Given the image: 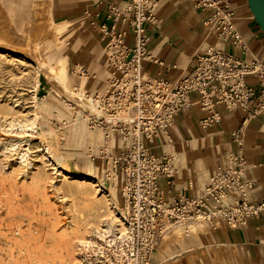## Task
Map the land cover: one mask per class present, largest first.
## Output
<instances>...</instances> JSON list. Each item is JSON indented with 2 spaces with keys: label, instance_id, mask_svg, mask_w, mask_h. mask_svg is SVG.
I'll list each match as a JSON object with an SVG mask.
<instances>
[{
  "label": "built area",
  "instance_id": "obj_1",
  "mask_svg": "<svg viewBox=\"0 0 264 264\" xmlns=\"http://www.w3.org/2000/svg\"><path fill=\"white\" fill-rule=\"evenodd\" d=\"M189 1L207 13L204 24L209 32L248 51L228 0ZM160 2L131 0L123 9L110 5V26L101 28L107 76L103 89L91 97L96 111L85 112L90 126L107 140L120 138L119 151L102 148L99 157L125 178L124 204L116 207L124 229L116 230L111 243L101 239L96 240V246L82 242L78 247L80 264H151L152 252L173 226L206 221L238 227L251 217L264 215V199L254 201L249 195L253 184L243 179L246 158L238 152L229 154L228 166L219 168L197 196L165 199L161 181L175 176V158L173 154L155 155L152 144L160 137L171 141L169 130L177 116L195 103L208 113L200 120L203 127L219 120L218 104L231 111L242 108L247 121L263 113L264 59H244L210 48L195 58L193 69L185 76L168 80L146 74L144 62L152 55L145 30L157 20ZM128 32L134 35L133 46L126 43ZM77 117L74 115L75 120ZM234 135L242 145L240 132ZM97 157L90 154L92 160Z\"/></svg>",
  "mask_w": 264,
  "mask_h": 264
},
{
  "label": "rangeland",
  "instance_id": "obj_2",
  "mask_svg": "<svg viewBox=\"0 0 264 264\" xmlns=\"http://www.w3.org/2000/svg\"><path fill=\"white\" fill-rule=\"evenodd\" d=\"M84 5L83 0H0V26L18 33L24 41L29 39V34H36L46 42L43 56L50 62L67 57L73 84L78 85L81 77H86V94L91 98L105 84L106 54L100 39L83 40L84 33L77 20L80 14L74 13ZM66 21H70V26L62 34H72L65 36L66 40H54L58 36L55 23L61 25ZM0 61V264H80L78 247L82 240L95 237L94 229L112 214L107 198L83 177L97 176V165L102 167L109 185L113 176H121V188H114L120 198L114 201L120 206L124 204L123 173L114 170L104 158L93 161L90 154H99L102 148L118 147L120 140H107L100 130L92 128L86 109L76 100L59 94L46 70L39 71L28 53L0 49ZM36 115L38 129L32 134L23 132L19 126L32 122ZM80 125L91 131L90 140L81 142L77 138L75 127ZM44 146L50 147L53 156H64L66 175L55 172ZM24 151L28 152V164L21 163L19 158V153ZM195 222L199 229L192 231L188 227ZM182 225L184 237L166 241L164 236L152 252L156 264H182L179 258L186 253L181 256L174 253L186 246L187 235L214 230L206 221H191L172 228ZM200 243L194 241L191 250L205 255L200 264H212V255L218 256L223 251L217 246L210 248L209 242L204 246Z\"/></svg>",
  "mask_w": 264,
  "mask_h": 264
},
{
  "label": "crops",
  "instance_id": "obj_3",
  "mask_svg": "<svg viewBox=\"0 0 264 264\" xmlns=\"http://www.w3.org/2000/svg\"><path fill=\"white\" fill-rule=\"evenodd\" d=\"M83 1L85 5L74 13L80 14L77 20L84 33L83 40L100 39L103 45L101 28L110 26L109 6L123 9L131 0ZM228 2L234 12L235 26L247 44V52L236 48L231 42L220 41L209 32L204 24L207 13L194 8L189 0H161L156 9L157 20L146 25L145 36L152 58L144 62V72L153 77L175 80L187 75L194 67L195 58L210 48L221 49L244 59H264V32L253 16L248 0ZM65 23L70 24V21ZM126 43L133 46L132 32H128ZM192 97L196 100L195 95ZM215 110L219 113V120L203 127L200 120L208 113L195 103L191 110L177 116L175 125L169 130L171 141L160 137L152 144L151 151L155 155L173 154L175 158V176L161 181L166 200L197 196L219 168L228 166L229 154L234 152L243 153L246 158L243 179L253 184L249 192L251 199H264V112L247 121V112L242 108L231 111L218 104ZM236 132H240L242 145L235 140ZM113 137L120 140L118 136ZM119 146L112 147L110 151H119ZM95 155L100 159L99 154ZM230 199L233 200V197ZM213 227L212 232L187 235L186 246L174 253L179 256L186 253L179 258L182 264H200L205 259L204 254L191 252L194 241L197 244L202 242V246L209 242L210 248L217 246L223 250L218 252V256L212 255V264H264V215L251 217L244 226L218 224ZM201 249L198 247L199 251ZM153 262L156 264L157 259L152 260L151 256V264Z\"/></svg>",
  "mask_w": 264,
  "mask_h": 264
},
{
  "label": "bare ground",
  "instance_id": "obj_4",
  "mask_svg": "<svg viewBox=\"0 0 264 264\" xmlns=\"http://www.w3.org/2000/svg\"><path fill=\"white\" fill-rule=\"evenodd\" d=\"M40 3H38L39 5ZM37 5V4H35ZM44 5V4H43ZM36 7V6H35ZM34 7V8H35ZM38 7V6H37ZM39 8V7H38ZM37 8V9H38ZM43 8V7H42ZM36 9V8H35ZM35 11V10H33ZM37 11V10H36ZM35 11V12H36ZM48 11V10H46ZM35 14V13H34ZM49 14V13H48ZM50 16H47V19ZM46 20V18H45ZM49 20V19H48ZM52 21V20H51ZM46 23V22H45ZM50 27L53 25L51 22ZM70 26L69 23L64 24H56L54 25V31L58 33V36L53 38L57 41H63L66 40L65 35L63 33V29ZM47 27V26H46ZM5 28V27H4ZM2 26H0V49L1 50H7L9 52L12 51H21L26 52L30 55L33 62L36 64L39 71H43V69L46 70L47 76L52 82L54 89L61 95L67 97L71 100H76L80 105L81 108H84L90 112L96 111V105L92 101L90 97H88V93L86 94V88H87V80L86 77H81V80L78 85L73 84L72 76L70 75V69L68 65V59L67 57L60 58L56 62H50V59L45 58L43 56V50H45L46 42H42L41 39L37 37V35L29 34V39H26L25 41L22 39L21 36H18V33H14L11 31H8L7 29H3ZM6 30V31H5ZM43 31V30H41ZM43 33V32H42ZM40 33V34H42ZM49 46V43L47 44ZM20 53V52H19ZM84 54V53H83ZM2 55V54H1ZM27 57V56H26ZM3 59V58H2ZM10 60V59H9ZM12 60V59H11ZM14 60V59H13ZM27 61V60H26ZM1 62V61H0ZM6 62V61H5ZM50 62V63H49ZM4 64V63H3ZM5 68V67H4ZM3 69V68H2ZM32 70V69H31ZM79 70V69H78ZM4 71V70H3ZM82 71V70H81ZM2 72V71H1ZM45 72V71H44ZM83 73V72H82ZM20 74V73H19ZM35 74V73H34ZM37 74V73H36ZM41 75V74H40ZM86 75V74H85ZM36 76V75H35ZM39 76V75H38ZM46 77V78H47ZM95 79V78H94ZM97 80V79H96ZM38 81V80H37ZM98 83V82H97ZM96 83V84H97ZM40 84V83H39ZM31 85V84H30ZM93 88V87H92ZM54 90V91H55ZM92 90V89H91ZM36 91V90H35ZM90 95V94H89ZM33 99V98H32ZM46 99V98H45ZM37 100V99H35ZM68 101V100H67ZM59 102V101H58ZM69 105V104H68ZM66 107V106H65ZM41 108V107H40ZM61 110V109H60ZM34 114V113H33ZM30 115V114H29ZM27 118V117H26ZM23 120V119H22ZM27 122V121H26ZM24 122V123H26ZM8 124V123H7ZM21 124V123H20ZM2 125V124H1ZM23 129V132L25 133H34L36 129H38V116L36 115L32 122L27 123L23 126H19ZM50 127V126H49ZM2 128V127H1ZM20 131V130H19ZM76 136L81 142L90 140L92 138V133L89 129L84 127L83 125L75 127ZM22 132V133H23ZM7 133V132H6ZM45 133V132H44ZM27 135V134H26ZM54 135V134H53ZM10 136V135H9ZM1 138V137H0ZM114 138V137H113ZM1 140V139H0ZM16 140V139H15ZM112 140V139H111ZM4 141V140H3ZM42 141V139H41ZM13 142V141H12ZM36 142V141H35ZM47 142V141H46ZM34 143V142H33ZM45 143V142H44ZM88 143V142H87ZM116 143V141H115ZM9 144V143H8ZM17 144V143H16ZM20 145V144H19ZM35 145V144H34ZM7 146V145H6ZM10 146V144H9ZM21 146V145H20ZM26 147V146H25ZM37 147V146H36ZM43 147V146H42ZM14 148H12L13 150ZM33 149V148H32ZM36 149V148H35ZM34 149V150H35ZM6 150V149H5ZM23 150V149H22ZM44 150L46 155L49 158V161L51 162L53 169L56 173H61L63 175H66L65 172H68L66 167L64 166V156L58 155L53 156L51 149L49 146H44ZM33 152V151H32ZM37 152V151H36ZM15 153V151H14ZM30 153V152H29ZM34 153V152H33ZM11 154V153H10ZM4 155V154H3ZM33 157V156H32ZM14 158V157H13ZM19 158L21 163L28 164V152L24 151L22 153H19ZM33 159V158H32ZM33 161V160H32ZM18 162V161H17ZM43 162V161H42ZM31 164V163H30ZM45 165V164H44ZM93 165V164H91ZM24 166V165H23ZM98 166V175L92 176L89 174H86L83 179L84 181L90 182L98 191L102 192L103 195L108 200V206L109 209H111L112 214L109 217L103 218L102 223L98 225L97 228L94 229V236H90L85 240H82L83 243H87L89 245L96 246V240L101 239L105 242L111 243L116 238V230L123 231L124 229V223L121 218L118 217L116 212V207H118V203L114 201V198L119 199L120 194L116 193L114 188L119 187L121 188V176H113V182L111 185H109L106 181V179L103 176V169ZM26 167V166H25ZM30 167V166H28ZM27 169V168H26ZM109 176V175H108ZM58 179V178H57ZM39 183V182H38ZM39 185V184H38ZM167 189V188H166ZM122 195V194H121ZM120 206V205H119ZM174 227V226H173ZM192 231H197L199 229L198 225L195 223H191L188 227ZM184 230L185 227L182 225L180 227L172 228L170 229L166 235L165 240L169 241L173 238L180 239L184 237ZM79 231V230H78ZM188 231V230H187ZM17 234V233H16ZM78 234V233H77ZM186 234V231H185ZM195 234V233H194ZM17 236V235H16ZM75 238V237H74ZM7 240V239H6ZM15 243V242H14ZM24 243V240H23ZM98 245V244H97ZM11 246V245H10ZM10 248V247H9ZM32 248V247H31ZM10 250V249H9ZM13 250V249H12ZM19 250V249H18ZM24 252V251H23ZM1 253V252H0ZM22 253V252H21ZM7 254V253H6ZM16 254V253H15ZM19 254V253H18ZM6 256V255H5ZM13 256V255H12ZM9 258V257H8ZM49 262V261H48Z\"/></svg>",
  "mask_w": 264,
  "mask_h": 264
},
{
  "label": "water",
  "instance_id": "obj_5",
  "mask_svg": "<svg viewBox=\"0 0 264 264\" xmlns=\"http://www.w3.org/2000/svg\"><path fill=\"white\" fill-rule=\"evenodd\" d=\"M255 20L264 32V0H248Z\"/></svg>",
  "mask_w": 264,
  "mask_h": 264
}]
</instances>
